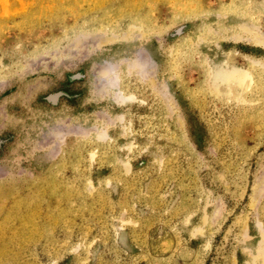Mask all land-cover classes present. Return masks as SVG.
<instances>
[{"label": "rangeland", "instance_id": "374dc122", "mask_svg": "<svg viewBox=\"0 0 264 264\" xmlns=\"http://www.w3.org/2000/svg\"><path fill=\"white\" fill-rule=\"evenodd\" d=\"M263 5L0 0V264H264Z\"/></svg>", "mask_w": 264, "mask_h": 264}, {"label": "bare ground", "instance_id": "6f19581e", "mask_svg": "<svg viewBox=\"0 0 264 264\" xmlns=\"http://www.w3.org/2000/svg\"><path fill=\"white\" fill-rule=\"evenodd\" d=\"M263 7V9H264V5L262 6ZM243 30H245V31H247V32H249V34L250 35H255L256 36V38L255 39H257V41H258V44H260L261 46H262V48H264V38L263 37H257V35L252 31V30H247L246 28H243ZM260 33V32H259ZM253 38V37H252ZM230 70H232V69H230ZM229 70V71H230ZM237 71V70H236ZM234 73V72H233ZM231 76V75H230ZM229 76V77H230ZM233 76V75H232ZM235 77V76H234ZM238 77V76H237ZM233 78V77H232ZM234 80L233 81H235V82H237V83H239V84H241L242 83V81L239 79V78H233ZM214 86V85H213ZM214 88H215V86H214Z\"/></svg>", "mask_w": 264, "mask_h": 264}]
</instances>
